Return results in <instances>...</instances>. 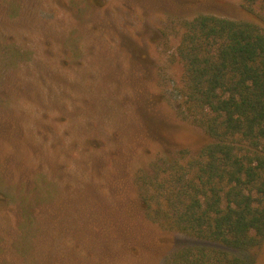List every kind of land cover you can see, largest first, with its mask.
Listing matches in <instances>:
<instances>
[{"label":"rangeland","instance_id":"1","mask_svg":"<svg viewBox=\"0 0 264 264\" xmlns=\"http://www.w3.org/2000/svg\"><path fill=\"white\" fill-rule=\"evenodd\" d=\"M8 1L18 54L0 112V224L9 212L28 255L53 264H163L192 240L147 215L140 176L209 140L181 106L179 23L264 21L242 0ZM15 222L0 236L20 234ZM249 256L264 264V240Z\"/></svg>","mask_w":264,"mask_h":264},{"label":"trees","instance_id":"2","mask_svg":"<svg viewBox=\"0 0 264 264\" xmlns=\"http://www.w3.org/2000/svg\"><path fill=\"white\" fill-rule=\"evenodd\" d=\"M10 6L0 0V112L11 109V65L18 54L7 30ZM241 6L264 21V0H242ZM179 27L181 106L209 140L194 155L182 151L140 176V204L163 229L192 240L163 264H253L249 253L264 240V29L213 14H197ZM6 197L0 193L1 208ZM1 215L4 231L15 219ZM15 223L20 234L0 236V264H53L28 255V232Z\"/></svg>","mask_w":264,"mask_h":264}]
</instances>
